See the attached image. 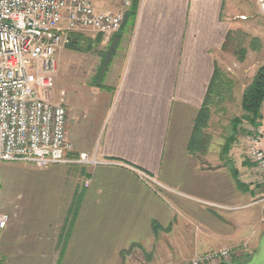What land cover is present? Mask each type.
Instances as JSON below:
<instances>
[{
  "label": "crops",
  "instance_id": "0c3cea01",
  "mask_svg": "<svg viewBox=\"0 0 264 264\" xmlns=\"http://www.w3.org/2000/svg\"><path fill=\"white\" fill-rule=\"evenodd\" d=\"M89 1L117 12L123 0ZM239 1L130 0L117 33L75 36L66 133L99 163L0 164L4 264H133L135 249L138 264H190L241 244L223 264H264L253 195L206 144L190 150Z\"/></svg>",
  "mask_w": 264,
  "mask_h": 264
},
{
  "label": "built area",
  "instance_id": "2783aa9c",
  "mask_svg": "<svg viewBox=\"0 0 264 264\" xmlns=\"http://www.w3.org/2000/svg\"><path fill=\"white\" fill-rule=\"evenodd\" d=\"M130 0L117 12L96 8L89 0H0V164L95 165L85 152L74 153L66 133L65 92L54 95L57 53L70 37L96 33L109 38L122 25ZM247 154L264 178L261 130L250 132ZM0 177V189H1ZM259 204L264 222V193ZM9 216L0 212V239ZM247 252L243 244L237 250ZM233 249L208 251L190 264H222ZM0 264L4 261L0 257Z\"/></svg>",
  "mask_w": 264,
  "mask_h": 264
},
{
  "label": "rangeland",
  "instance_id": "374dc122",
  "mask_svg": "<svg viewBox=\"0 0 264 264\" xmlns=\"http://www.w3.org/2000/svg\"><path fill=\"white\" fill-rule=\"evenodd\" d=\"M239 2L243 6L242 15H238L237 25L228 35L225 50H222L219 57L218 70L220 71H216L218 81L208 103L209 116L205 132L209 164L218 162L232 164L243 184L242 189L253 195L248 202L252 203L264 193V178L246 152L247 140L251 130L259 126L261 130L259 146L264 151V98L259 110L260 117L255 119V123L249 120L250 114L242 108L241 100L244 90L253 81L258 69L264 66V0H240ZM88 64L91 68V63ZM69 75H74V51L65 45L57 53V71L54 77L56 97L59 91H64L65 77ZM235 120L237 123L234 127ZM228 138L233 140L228 145L227 153H224L223 148ZM11 164L33 169L46 168V166L37 167L23 162ZM21 201L15 200L17 203ZM254 205L260 207L257 203ZM223 248L233 249L232 257L237 253L235 251L237 247ZM143 250L135 249L131 252L130 260L132 259L133 264H138L144 259L146 253H142Z\"/></svg>",
  "mask_w": 264,
  "mask_h": 264
},
{
  "label": "trees",
  "instance_id": "16d2710c",
  "mask_svg": "<svg viewBox=\"0 0 264 264\" xmlns=\"http://www.w3.org/2000/svg\"><path fill=\"white\" fill-rule=\"evenodd\" d=\"M133 1L134 4L136 5L137 0H133ZM67 47L71 49H75V44L73 42H70L67 44ZM217 77H218L217 72H215L214 79L215 78L217 79ZM215 89L216 88L212 83V87L211 89L208 90L204 102L202 104L200 114L194 128V139L190 144V150L192 151H194V149L197 148L202 149L203 145L206 144L207 134L205 132V127L208 122L207 120L209 116L208 103L211 95L213 94V92H215ZM263 98H264V66L258 69L255 77L253 78V81L249 84V86L244 90L242 94L241 106L245 111H247L250 114L249 120L252 123H255L256 122L255 119L260 117L259 110ZM236 121L237 120H235L234 127L236 126L237 123ZM232 140H233L232 138L227 139V144L223 148L224 153H227L229 148L228 145L231 143ZM224 165L230 172L236 187L242 189L243 184L238 178L237 172L234 169L233 165L230 164L229 162L228 164H224Z\"/></svg>",
  "mask_w": 264,
  "mask_h": 264
},
{
  "label": "water",
  "instance_id": "95a60500",
  "mask_svg": "<svg viewBox=\"0 0 264 264\" xmlns=\"http://www.w3.org/2000/svg\"><path fill=\"white\" fill-rule=\"evenodd\" d=\"M69 39H70V42L76 41V38L75 37H70Z\"/></svg>",
  "mask_w": 264,
  "mask_h": 264
}]
</instances>
